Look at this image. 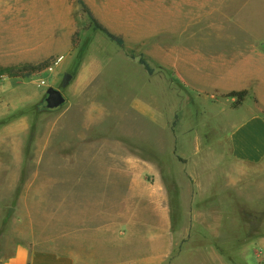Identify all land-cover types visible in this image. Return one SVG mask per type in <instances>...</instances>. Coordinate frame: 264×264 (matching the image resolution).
Wrapping results in <instances>:
<instances>
[{
  "label": "rangeland",
  "instance_id": "374dc122",
  "mask_svg": "<svg viewBox=\"0 0 264 264\" xmlns=\"http://www.w3.org/2000/svg\"><path fill=\"white\" fill-rule=\"evenodd\" d=\"M84 1L123 46L95 30L78 0H23L13 22L0 11V69L54 63L27 77L0 74V132L20 135L10 151L17 169L0 172L11 195L5 212L17 207V219L3 212L2 242L15 241L5 238L13 228L80 250L82 264H120L157 249L144 241L160 227L162 264L233 260L193 217L225 210L231 244L254 226L264 234V164L232 158L230 128L245 109L225 110L227 98L194 85L184 68L188 53L209 50L220 24L233 30L234 9L227 21L220 0ZM173 10L185 17L180 25ZM50 87L63 91L64 106L46 108ZM79 235L90 241L80 249ZM247 255L258 263L253 248Z\"/></svg>",
  "mask_w": 264,
  "mask_h": 264
},
{
  "label": "crops",
  "instance_id": "0c3cea01",
  "mask_svg": "<svg viewBox=\"0 0 264 264\" xmlns=\"http://www.w3.org/2000/svg\"><path fill=\"white\" fill-rule=\"evenodd\" d=\"M219 5L227 21H232L230 12L234 9L233 30L227 28L226 22L220 24L218 37L207 39L208 51L195 50L187 54L185 73L194 85L203 89L218 93L232 90L249 92L240 106L245 109L244 115L236 122L233 121L230 128L231 154L240 164H264V0H220ZM232 101L227 98L223 103L225 110L231 109L228 105ZM19 136L15 132H0V172L8 173L17 169L18 159L10 151L17 149ZM8 184L2 187L0 182V221L3 212L7 219H17V207H9L5 212V205L10 203L7 199L11 198L10 193L6 192ZM161 218L160 214L158 219ZM238 219L234 217L236 224ZM254 219H257L256 216ZM193 220L206 235L219 237L233 251V260L221 255L209 264H249L247 254L252 248L256 253L257 264H264V234L257 236L254 231L257 226L247 233L248 240L235 241L232 238L231 244L232 240L227 238L228 233H231V217L225 210L209 207L207 211L196 212ZM248 223L252 229V222ZM243 226L240 224L241 229ZM14 230L10 228L5 237L15 238L11 244L8 241L2 242L0 232V249L5 252L0 258V264H82L80 250L70 251L64 246L60 250L57 239L36 240L34 237L12 233ZM77 237L73 245L79 249L90 242L87 239L83 241L81 235ZM161 237L160 227L152 230L151 239H145L144 242L157 243V249L153 247L136 255L127 254L120 264H162ZM172 264L180 263L176 261Z\"/></svg>",
  "mask_w": 264,
  "mask_h": 264
},
{
  "label": "trees",
  "instance_id": "16d2710c",
  "mask_svg": "<svg viewBox=\"0 0 264 264\" xmlns=\"http://www.w3.org/2000/svg\"><path fill=\"white\" fill-rule=\"evenodd\" d=\"M79 3L81 4L83 10L88 14L89 19L91 21V24L95 28V30H99L103 33H105L110 39L114 40L118 45L123 46L125 44V41L123 37L114 34L111 32L109 29H107L92 13V11L88 8L87 4L85 3L84 0H78ZM140 63L145 66V68L152 73L153 70L150 68L149 64L144 60L140 59ZM52 62L51 61H44L40 64L37 65H28V66H23V67H9V68H4L0 69V74L4 75L7 73L11 77H27L32 75L33 73L36 72H41L46 69H48L51 66ZM218 93V91H216ZM249 94L247 90H241V91H228V92H223L221 95L226 98L233 99V107L238 108L243 104V101L245 100L246 96ZM8 221L9 219H5ZM0 232L2 233V229H0Z\"/></svg>",
  "mask_w": 264,
  "mask_h": 264
},
{
  "label": "bare ground",
  "instance_id": "6f19581e",
  "mask_svg": "<svg viewBox=\"0 0 264 264\" xmlns=\"http://www.w3.org/2000/svg\"><path fill=\"white\" fill-rule=\"evenodd\" d=\"M22 1L23 0H0V11H5L7 13L8 17L11 18V21L13 22L19 13L17 5ZM197 1L198 0H196L195 3H192L191 1H189L190 5H188V4L187 5L189 7H191V6L192 7H194V6L199 7L197 5ZM5 2L7 3V6L4 5ZM170 18L174 22V26H175V25H180V23L183 22L185 17H183L181 14H179V12L177 10H173ZM187 18H188V16L186 17V19ZM0 44H4V43L0 42Z\"/></svg>",
  "mask_w": 264,
  "mask_h": 264
},
{
  "label": "water",
  "instance_id": "95a60500",
  "mask_svg": "<svg viewBox=\"0 0 264 264\" xmlns=\"http://www.w3.org/2000/svg\"><path fill=\"white\" fill-rule=\"evenodd\" d=\"M70 77L66 74L63 81V87L67 86L70 83ZM44 102L46 103V108L49 110L58 109L64 106L67 102V99L61 89L50 87L47 90Z\"/></svg>",
  "mask_w": 264,
  "mask_h": 264
},
{
  "label": "built area",
  "instance_id": "2783aa9c",
  "mask_svg": "<svg viewBox=\"0 0 264 264\" xmlns=\"http://www.w3.org/2000/svg\"><path fill=\"white\" fill-rule=\"evenodd\" d=\"M60 61H61V59H58V60L56 61V64H59ZM53 65H54V63H52L51 66H50L49 68L52 69Z\"/></svg>",
  "mask_w": 264,
  "mask_h": 264
}]
</instances>
